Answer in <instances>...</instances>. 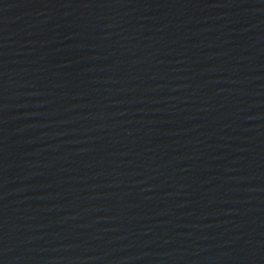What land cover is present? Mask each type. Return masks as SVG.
I'll list each match as a JSON object with an SVG mask.
<instances>
[{"label": "water", "instance_id": "1", "mask_svg": "<svg viewBox=\"0 0 264 264\" xmlns=\"http://www.w3.org/2000/svg\"><path fill=\"white\" fill-rule=\"evenodd\" d=\"M0 264H264V0H0Z\"/></svg>", "mask_w": 264, "mask_h": 264}]
</instances>
